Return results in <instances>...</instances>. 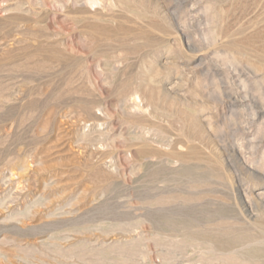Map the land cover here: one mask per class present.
<instances>
[{"label":"rangeland","instance_id":"1","mask_svg":"<svg viewBox=\"0 0 264 264\" xmlns=\"http://www.w3.org/2000/svg\"><path fill=\"white\" fill-rule=\"evenodd\" d=\"M0 264H264V0H0Z\"/></svg>","mask_w":264,"mask_h":264},{"label":"bare ground","instance_id":"2","mask_svg":"<svg viewBox=\"0 0 264 264\" xmlns=\"http://www.w3.org/2000/svg\"><path fill=\"white\" fill-rule=\"evenodd\" d=\"M230 260V259H229ZM234 260H236V259H234Z\"/></svg>","mask_w":264,"mask_h":264}]
</instances>
